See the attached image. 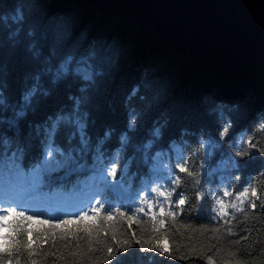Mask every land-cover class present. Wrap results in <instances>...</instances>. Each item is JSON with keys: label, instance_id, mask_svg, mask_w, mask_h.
Instances as JSON below:
<instances>
[{"label": "trees", "instance_id": "trees-1", "mask_svg": "<svg viewBox=\"0 0 264 264\" xmlns=\"http://www.w3.org/2000/svg\"><path fill=\"white\" fill-rule=\"evenodd\" d=\"M66 61L69 77L53 82L44 70ZM78 68L93 73L95 87L76 75ZM33 87L37 92L26 103L23 97ZM133 90L136 95L129 102ZM82 97L74 116V101ZM129 110L138 114L131 130L126 126ZM60 117L68 119L57 124ZM77 117L82 130L73 122ZM262 124L263 56L236 74H218L166 47L156 32L84 0H0V153L6 148L9 161L15 153L22 170L17 177L11 162L0 163V199H20L8 195L14 181L38 178V195L31 201L60 212L36 214L68 218L95 194L92 177L98 154L105 165L116 161L123 189L111 195L119 201L147 188L170 190L169 181L157 170L163 156L171 158V176L181 178L177 195L183 192L189 203L183 214L177 212L175 222L169 220L172 256L150 250L146 243L149 250L129 248L122 264H207L206 256L216 264H253L264 251L261 210L249 211L247 220L236 214L232 221L236 231H259L253 230L249 240L234 246L230 241L237 237L225 235L227 226L217 217L214 200L223 189L239 190L249 179L258 182L254 186L264 193V155L245 144V138L254 139L264 150V132L258 131ZM222 125L229 129L225 136L220 135ZM81 131L87 144L81 143ZM49 145L53 151L61 149L63 155L54 151L60 166L46 160ZM240 149L252 155L241 159L236 155ZM182 163L192 175L177 173L175 166ZM198 192L204 194L202 201L196 199ZM139 218L145 223L139 228L133 224L132 229L136 238L148 241L150 225L142 214ZM117 219V238H129L125 220ZM216 228L221 231L215 232ZM55 243L53 248L50 239L31 258L25 253L21 264H31L32 259L37 264H103L102 252L91 250L97 247L94 238L83 233L67 240L57 236Z\"/></svg>", "mask_w": 264, "mask_h": 264}, {"label": "snow or ice", "instance_id": "snow-or-ice-1", "mask_svg": "<svg viewBox=\"0 0 264 264\" xmlns=\"http://www.w3.org/2000/svg\"><path fill=\"white\" fill-rule=\"evenodd\" d=\"M44 71L51 74L53 82L67 79L69 77V62L66 61L59 68H49ZM76 75L82 78L83 81L89 82L88 86L90 88L95 87L93 73L90 71L78 68ZM36 79L39 81L40 77L37 76ZM79 91L84 93L85 89L81 88ZM36 92L37 88L33 87L31 91L24 95V101L27 103L30 97L34 96ZM135 95L136 92L133 90L130 93L129 102H131V99ZM69 98L73 99V97ZM81 99L83 97L77 98L74 101L75 107L72 113L74 116L79 110ZM137 115L135 110L128 111L126 126L129 130L134 128ZM61 119L66 120L68 117H60L56 123L58 124ZM73 122L81 130L84 128V125L80 123L79 117ZM219 131L221 136H225L229 129L222 125ZM258 131L264 132V124L260 126ZM155 134L159 136L160 129H157ZM120 139L126 142L127 136L122 135ZM81 143L87 144V140L82 131ZM245 144L248 149H255L264 155V150L260 149L254 139L245 138ZM54 151L63 155L59 147H56ZM54 151L51 145H49V150L45 152V158L48 162L56 163L60 166L59 162L54 158ZM97 153H99V148H97ZM236 155L244 159L246 156H251L252 152L240 149ZM6 161H9V153L5 148V151L0 153V163ZM9 162L16 168V175L19 177L22 170L17 166V156L15 153L11 154ZM175 167L177 173L192 175V172L184 163L178 164ZM93 171L95 173L92 177L95 194L85 207L68 218H43L41 214H29V210H21L18 205L7 202V197L0 199V241H2L0 243V264H21V257L25 253H27L29 258L33 257L36 255V249L48 245L50 239L51 246L55 248L57 236L61 240H67L69 235L75 238L79 233L94 238L97 247L91 250L93 252H102L103 264H113V262L115 264H122L123 254L129 248L138 246L141 250H149L145 248L146 243L151 245L150 250H155L161 255L172 256L173 248L169 242L170 233L167 230L169 220L175 222L177 212L179 211L183 214L184 207L189 203L183 192L177 195V189L181 184L180 176L177 174L170 177V190L163 189L162 187L147 188L142 191L130 193L129 199L119 201L111 195L112 193H119L123 189V180L117 179L116 161L112 160L110 165H105L102 154H98L94 157ZM236 179H239V177H236ZM14 183L15 188L8 195L31 201L38 195L37 190L40 187L41 181L38 178L28 182L17 179ZM255 183L258 182L249 179L239 185V190L225 188L214 200V203L218 206L216 215L220 218V222L227 226L225 235L237 237L235 240L230 241L234 246H239L242 242L249 240L250 233L253 230L259 231V229L251 228H241L239 231H236L232 223V221L236 220L237 213L244 214V219L247 220L248 212L255 213L258 208L261 210V215L264 216V193H262L259 187L254 186ZM174 196L175 199L173 200ZM229 197L232 199L226 201L225 198ZM161 198L163 199L161 200ZM196 199L202 201L204 194L196 193ZM141 214L147 218V223L150 225L152 235L148 241L142 238H136V230L132 229L133 224H136L139 228L141 224L145 223L143 219L139 218ZM118 217L125 220L127 228L131 232L129 238L122 240L117 238L118 229L115 225L119 223ZM143 231H146V229H141V232ZM214 231L219 233L221 229L216 228ZM241 232L243 235L240 234ZM109 233H111V242H109ZM121 235L126 236L127 233L122 232ZM209 250H212V248L210 247ZM184 258L183 256L180 257V259ZM205 259L207 264H216L212 256H206ZM31 264H37V261L32 259Z\"/></svg>", "mask_w": 264, "mask_h": 264}, {"label": "water", "instance_id": "water-1", "mask_svg": "<svg viewBox=\"0 0 264 264\" xmlns=\"http://www.w3.org/2000/svg\"><path fill=\"white\" fill-rule=\"evenodd\" d=\"M84 1L156 32L218 74H236L264 54V0Z\"/></svg>", "mask_w": 264, "mask_h": 264}, {"label": "rangeland", "instance_id": "rangeland-1", "mask_svg": "<svg viewBox=\"0 0 264 264\" xmlns=\"http://www.w3.org/2000/svg\"><path fill=\"white\" fill-rule=\"evenodd\" d=\"M263 57H264V54H263ZM207 152L210 153V149H207ZM158 163H160L157 168V170L159 171V175L161 176V178L165 179L166 181H169L171 177V174L169 171V167L171 165V158L168 155L163 156L161 162H158ZM26 203H28L29 204L28 206H32L34 209L37 207L33 202L30 203L26 201ZM252 263L253 264H264V251L261 253V255L253 259ZM226 264H232V263H226Z\"/></svg>", "mask_w": 264, "mask_h": 264}]
</instances>
